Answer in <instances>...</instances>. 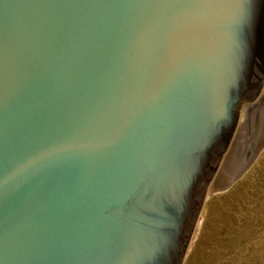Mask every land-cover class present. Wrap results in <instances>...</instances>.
Instances as JSON below:
<instances>
[{
  "label": "water",
  "instance_id": "obj_1",
  "mask_svg": "<svg viewBox=\"0 0 264 264\" xmlns=\"http://www.w3.org/2000/svg\"><path fill=\"white\" fill-rule=\"evenodd\" d=\"M0 0V264H182L264 145V0Z\"/></svg>",
  "mask_w": 264,
  "mask_h": 264
},
{
  "label": "rangeland",
  "instance_id": "obj_2",
  "mask_svg": "<svg viewBox=\"0 0 264 264\" xmlns=\"http://www.w3.org/2000/svg\"><path fill=\"white\" fill-rule=\"evenodd\" d=\"M182 264H264V145L239 178L205 199Z\"/></svg>",
  "mask_w": 264,
  "mask_h": 264
},
{
  "label": "snow or ice",
  "instance_id": "obj_3",
  "mask_svg": "<svg viewBox=\"0 0 264 264\" xmlns=\"http://www.w3.org/2000/svg\"><path fill=\"white\" fill-rule=\"evenodd\" d=\"M213 0H172L167 7L177 11H190L199 7L210 6ZM242 11L239 22L242 24H251L252 16L247 7V0H242Z\"/></svg>",
  "mask_w": 264,
  "mask_h": 264
}]
</instances>
